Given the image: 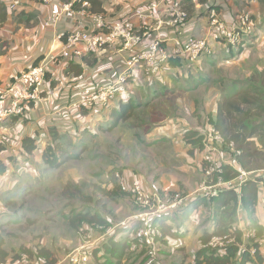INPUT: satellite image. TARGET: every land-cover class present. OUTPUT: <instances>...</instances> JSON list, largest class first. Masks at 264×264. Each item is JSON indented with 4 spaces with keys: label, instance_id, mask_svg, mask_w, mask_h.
Segmentation results:
<instances>
[{
    "label": "trees",
    "instance_id": "1",
    "mask_svg": "<svg viewBox=\"0 0 264 264\" xmlns=\"http://www.w3.org/2000/svg\"><path fill=\"white\" fill-rule=\"evenodd\" d=\"M5 1L6 0H3L0 3L1 21L8 20L10 14L9 10H11L13 14L21 10L17 15L19 19H21L22 16H25L24 8H26V6H29L31 3L39 4L43 2V0H23L17 7L12 8L9 3ZM105 1L106 0H79L74 3V8L79 9L82 5H89L90 12L108 15ZM33 16L34 14L30 13L27 15V20H30ZM109 16H114V14ZM257 26L256 23L254 33L241 40L236 45L231 43L227 44L228 47L225 48V51L229 53L228 58L235 57L243 49H246L250 43L256 42L255 38L260 34V29H257ZM5 42L6 40L4 37L0 36V54L3 53V48L6 46ZM219 42L223 44V42ZM233 46H237L236 50L233 49ZM217 55L218 53L214 51L213 48L212 54L205 55L195 62H190L186 57L171 56L157 78L151 81H141L144 86L139 88H135L134 86L137 80H132L126 91L121 95L117 104L108 108L109 110L106 109L109 112V117L105 121L107 127L104 128L103 123V127H100V129L105 132L113 131L123 122L133 119L137 110L140 109L145 110L149 107H154L156 111H152V114H155L164 107V104L170 97H174V99L173 101L169 100L168 103L172 102L175 109H178L179 102L183 100L187 92L197 89L198 84L205 82L206 79L209 78V76L203 75V69H198L200 62L204 60L211 61L215 59ZM40 60L39 58L35 59L30 66L36 65ZM76 62L79 61L71 60L67 67L69 69H74L73 71L76 76H81L83 68L81 65H75L74 63ZM29 67L22 71L27 70ZM226 78H230V80L233 79L232 77L222 76L221 80H224L225 84L227 81ZM232 81L236 84H240L239 89L232 94H226V92L222 94L221 99L217 103L216 113H209L207 127L211 125L215 126L222 134L224 138L223 143L225 145H228L230 142L235 144V147L241 151L239 160L244 169L248 171H259L264 169V67H253V71L247 78L235 79ZM52 85L54 86L55 83L52 82ZM139 90H141V94ZM148 97L151 98L148 99ZM33 104L34 102H31V105ZM91 111V109L87 108H82L80 112L71 110L73 114H86L88 118L91 116ZM25 116L26 115H14L11 119L13 118L16 122L25 124L28 121V117ZM81 117L82 116L79 115V118ZM171 119L172 117L165 118L161 123L155 124V127H157L156 129L167 126ZM86 121L89 122L88 119H84L78 132L84 136L89 134L90 136L96 137V125H88ZM154 121L158 120L155 118ZM15 129L17 133H19L17 127ZM4 134H0V174L2 175L6 174L12 165L17 168V172L22 174L37 172L38 168L36 162L40 164L41 160L47 166L44 167L45 169L59 168L70 158L79 155V153H68L62 141H60L62 132L54 124L50 125L48 128V136L47 140L45 139L44 146L43 142H39L40 136L23 134L20 138L18 137V141L15 143H18V146H16V152L14 154L9 153L10 151H15L12 150V148H14L12 141L15 139V131L9 133L4 132ZM201 137L202 134H200L198 130L187 128L183 132V139H185L184 142L186 144L193 143L198 146ZM84 148L86 149V147ZM237 174L238 171L229 166L226 167L225 171L222 173L225 180L232 179ZM108 182H110V180ZM261 182H264V175L254 176L247 180L242 185V190L239 193L234 189H222L218 195L211 198L199 197L194 199L190 205L193 206L192 209L194 210L193 213L195 217H198L201 212V209H199L201 204H205L212 209V217H210L211 225L205 228L203 234L198 237V246L195 252L192 253L193 256L191 260H187V256L182 255L178 261L179 264H264V254L262 252L264 225L261 224L256 217V205L258 203L259 193L262 190ZM142 183L145 186L143 181ZM69 188L70 185H68L66 190L64 189L65 195L70 194L68 192ZM98 189L101 192H105L101 187ZM77 190L78 194L76 197L83 200H90V197L83 194L79 189ZM107 193H111V190H108ZM11 202L15 206L16 202L13 200ZM239 203H241L239 208H241L243 212V220L245 222V227L243 229L239 227L236 218ZM220 210L223 211L220 213ZM2 215L3 214L0 213V216ZM201 218L203 219V217ZM67 219L69 225L78 232L80 230L87 231L89 228H95L104 235L103 239L99 242L101 244L91 251L92 255L89 264H124L125 260L130 256H134L136 252L137 258L143 256L146 252L144 249L147 248L141 245H137L136 248L132 249V245L137 242L136 236L139 234V222H135L128 227H120L118 223L123 219L115 221L114 217H106L98 208L93 212L90 207L81 209L80 212L73 209L71 215L68 216ZM177 220L178 216H173L172 214H167L159 219L157 224L160 227L161 235H159L155 243L149 247L161 246L162 248L159 249L160 252L167 255V251H171V248L166 247L164 249L163 246L182 241L186 236V230L182 231L180 229L182 225L177 229L175 228ZM19 221L20 218L15 219L14 222ZM222 221L224 222L222 223ZM34 222L35 221L28 220L27 225L22 228L32 225ZM219 223H222V226H218ZM200 225H202V223ZM250 228H254L256 234L250 238H244L245 231ZM111 229L112 232L108 233ZM5 230L4 224H0V264H5L8 261V252L5 249ZM7 234L12 235L13 233L9 232ZM216 234L231 235L235 240L221 247L212 248L208 243ZM22 250L29 255L31 264H58L60 261L59 256L55 255L52 249L38 242L35 243V247L22 245ZM20 256L21 253H17L12 256V259H20ZM145 262L146 260L140 264H145ZM148 264H156V262L152 260Z\"/></svg>",
    "mask_w": 264,
    "mask_h": 264
},
{
    "label": "built area",
    "instance_id": "2",
    "mask_svg": "<svg viewBox=\"0 0 264 264\" xmlns=\"http://www.w3.org/2000/svg\"><path fill=\"white\" fill-rule=\"evenodd\" d=\"M2 1L0 0V3ZM77 1L79 0H64L62 11L55 12L46 21L48 27H55L61 20L63 12L73 13L80 10L82 11L78 13L87 18L83 23L77 18L74 28L71 27L70 30L58 35L62 44L60 55L53 56L50 60L46 56L41 58L36 65L17 73L0 86V128L5 119L14 115H26L31 102L43 100V92L52 91V82L55 85L66 83L60 74L59 64L68 65L71 60L80 61L93 53L100 62L108 48L112 47L113 51L106 58L109 59L107 65L109 69L105 79H96L91 71L86 70L70 85L71 100L68 108L75 112H80L82 108L101 111L112 107L113 100L121 97L132 80L141 82L157 78L171 56L186 57L190 62H195L205 55L212 54V41L236 45L254 33L256 27L249 9L241 8L232 19L227 20L213 3L214 6L207 5L201 10L205 11L208 18L206 34L190 35L182 39L179 35L190 20V13L181 0L166 4L164 14L169 15L166 26L170 27L166 32L161 27L165 22L160 14L162 3L160 0L150 1L118 16L92 13L89 11V5L75 9L74 3ZM20 2L21 0L8 1L12 8L17 7ZM174 35L178 36L173 38ZM223 142L222 134L213 125L202 133L199 148L204 164V178L188 193L148 189L142 181L131 178L124 172L116 173L119 186L131 195L139 209L118 223V226L128 227L139 222L141 230L132 249L137 245L142 247L153 245L156 238L161 235L157 222L167 214L185 207L189 208V204L196 198L216 196L222 189H234L239 193L247 180L264 175V169L259 171L244 169L239 160L241 151L233 142L228 145ZM228 166L237 170L238 174L232 179L225 180L222 173ZM260 184L263 188L264 182ZM255 234L256 230L250 228L245 231L244 238H250ZM234 240L231 235L216 234L208 245L216 248ZM91 255L89 247L82 245L68 255V262L89 264ZM19 260V264H31L27 253H22Z\"/></svg>",
    "mask_w": 264,
    "mask_h": 264
},
{
    "label": "rangeland",
    "instance_id": "3",
    "mask_svg": "<svg viewBox=\"0 0 264 264\" xmlns=\"http://www.w3.org/2000/svg\"><path fill=\"white\" fill-rule=\"evenodd\" d=\"M135 1L137 2L138 0ZM238 1L239 0H213V3L219 4L222 2L225 7L229 6L231 3L235 6ZM106 2L109 6L108 15H110V13H115L114 15L124 14L126 9H130V12L135 7L142 5L134 3L131 0H106ZM181 3L183 4V2ZM260 7H264V0L260 2ZM203 8L204 6L202 9ZM193 10L194 8L192 7L189 12L190 19L196 11ZM197 13H199V11H197ZM195 27H197V24H195ZM258 37L259 36H256L255 39H258ZM217 42L213 43L214 51L217 53H220L228 47L227 43L220 44ZM236 47L237 46H233V49L236 50ZM259 48L262 50L257 52ZM246 49L241 51L239 56L235 57L237 60H233L228 64V66L231 65L233 67L232 72L229 74L231 75L229 77L233 78L232 80L245 79L253 71V68H251L243 72L240 68L243 60H246L249 66L258 68L264 66L263 40L257 42V45L254 47V54L244 56ZM91 59L96 63L97 57L93 56ZM230 59L233 58H229L228 61ZM206 63H208L209 66H206ZM203 68L212 69L213 72L210 73V77L207 78L205 82L198 84L199 86L197 89L187 92L186 96L183 98L186 110L184 115H186V117L179 118L178 124L176 122L170 124V126L174 123L177 125V128H174V130H172L171 127H165L163 129L162 127L158 129L155 127V124L161 123L165 118L173 116H175L173 118H177L174 105L172 102L168 103L169 100L173 101L174 97H168L169 99L164 104V107L155 114H152V111H156L154 107H149L145 110H137L133 119L123 122L113 131L105 132L100 129L103 125L104 128L107 127L105 125L107 118H102L95 124L97 127L96 137L90 136L89 134L84 136L78 132L79 128L75 123L77 117L66 121L65 125L58 123L64 126L60 141H62L68 153H79V155L70 158L59 168L55 169H45L44 167L46 165L42 160L40 164L36 162L38 175L36 176L34 172H31L27 177H24L27 181H22L20 188L17 189V191L20 192V196L15 197V207L20 209L19 215L21 221L19 224L27 225L28 220L35 222L32 225H28L26 231L20 230L19 224L6 225L4 227L6 229L5 233L10 244L16 243V245H30L31 247H35V243L38 242L52 249L55 255H58L60 260H63V264H69L68 255L74 249L82 245H87L89 250L93 251V249L101 244L99 242L104 236L102 232L95 228H89L87 231L80 230L79 232L74 230L69 225L67 219V217L71 215L73 209L80 212L81 209L90 207L91 211L95 212L96 208H98L106 217H114L115 221L125 219L129 214H135L139 211L131 195L119 186L116 176L117 172L124 171L127 176L138 179L139 181L142 180L146 187L164 192H168L167 188L162 187L164 179L172 181L173 178H177V181L182 182L186 177H192L193 179L199 172L201 173V165L199 162L194 164L196 161H182L181 158H177V155L181 154L180 148L185 144L183 132L189 127L199 129L200 134L207 131L209 129V127H207L209 113L210 111L213 114L216 113L217 103L221 99L222 94L224 92H226V94H232L240 87V84L234 83L230 78H226V84L224 80H221L222 77L220 76L224 75L226 70L222 67H218V62L214 66V64L204 60L200 62L198 66V69ZM218 77L220 78L217 79ZM204 85H216L221 92L218 100L215 99L210 101L205 99L209 94L203 92L202 87ZM134 86L135 88H139L144 85L136 81ZM55 88L56 85H52L51 90H55ZM191 94H196L198 96V108L196 106L192 107L191 103L194 101L191 98ZM149 98L151 97H148V99ZM28 106L30 109L32 105L29 104ZM29 109L25 117H29ZM155 118L158 121H154ZM9 119H11V117L5 119L1 124L0 130H9L8 133L15 131V139L12 141V145L16 147L18 143H15L18 141L19 137L15 129L17 125L12 124L13 121L11 120V122ZM0 134L4 133L0 132ZM198 143H201V141ZM84 147H86V149ZM15 149L16 148L13 150ZM109 180L110 182H108ZM186 181H189V187L180 183V189L174 192L179 191L188 193L195 189L202 180L199 181L194 179ZM68 185H70L68 190L70 194L65 195L64 189L66 190ZM99 187L103 188L105 192L99 191ZM77 189L90 197V200H83L76 197L78 194ZM108 190H111V193L108 194ZM192 207L193 206L189 204V208L185 207L172 214L179 218L189 216L194 224L195 220H197L196 224H200L203 220L201 217L204 214L201 213V216L198 215L200 218L195 217ZM126 210H128V212H126ZM140 230L141 228H139V232ZM9 232H13L14 234H7ZM15 232L19 233V236L15 237ZM111 232L112 229L108 231V233ZM192 246L193 241L190 243V246H186L185 252L189 249L192 250ZM143 247L147 248L144 249L146 252L143 256L137 258L136 252L134 256L127 258L124 264H140L144 260H146L145 264H148L152 260H155L156 264H179L180 254L178 255L176 252L171 255H166L160 252L159 249L162 248L161 246L151 248L143 245ZM169 247L172 251L174 247H178V244L174 243L172 246L168 245L167 248ZM191 256L192 255L189 254V258Z\"/></svg>",
    "mask_w": 264,
    "mask_h": 264
},
{
    "label": "crops",
    "instance_id": "4",
    "mask_svg": "<svg viewBox=\"0 0 264 264\" xmlns=\"http://www.w3.org/2000/svg\"><path fill=\"white\" fill-rule=\"evenodd\" d=\"M8 1L9 0H6L5 2L8 3ZM131 1L137 4L144 5L153 0H138L137 2L135 0H131ZM160 1L162 2L160 14H162V20L165 22V25L161 27H163V31L166 32L167 29L170 28L166 26L167 25L166 20L169 19V15L164 14L165 8L167 6L166 4L176 0H160ZM181 1L183 2V6L189 12L192 7L196 11L194 12L193 17L182 29V33L181 35H179V37L184 39L190 35L204 36L207 30L208 18H207V14L204 13L205 11L201 13L200 10H202L203 6H207V5L214 6L213 0H204V1L181 0ZM261 1L262 0H239L235 6L233 3H231L229 6H225V7L222 2H220L219 4H215L217 6L216 9L219 12H221L225 16V18H227V20L232 19L236 15L237 11L241 8H247L252 12V17L254 21L256 20V23L258 25L257 29L258 28L260 29V34L258 39H256V42H252L246 47V48L248 47L251 48L246 49V53L244 54V56L248 54H254L255 52L254 47L257 45V42L259 40L264 41V7L263 8L260 7ZM21 2H23V0H21ZM63 3L64 0H47V1L43 0V2L39 4L31 3L29 6H26V8H24L25 16H22L21 19H19V17L17 16L21 12V10L14 14L13 12H11V10H9L10 14L8 20L1 21L0 19V36H3L4 39L6 40L5 42L6 46L3 48V53L0 54V85H4L13 75L29 67L35 59L38 58L41 59L46 56L47 59L50 60L51 57L60 55L62 44L60 39L58 38V35L67 30H70L71 27L74 28V26H76L77 18H79V22L82 23L87 19L86 17L81 16L78 13L82 10L73 13L63 12L61 20L56 24V26L48 27L46 25V21L50 19V17L55 12L62 11ZM105 7L108 12L109 6L106 1H105ZM129 10L130 9H126L124 13L129 12ZM197 11H199V13H197ZM30 13H33L34 16L30 18V20H27V15H29ZM112 14L115 13H110V15ZM195 24H197V27H195ZM172 34H176V33L172 32ZM177 36L178 35H174L173 38ZM216 42L217 40L212 41V43H216ZM261 50L262 49L259 48L257 52H260ZM112 51H113L112 47H109L107 53L102 56V61L100 62L96 61V63H94V60L91 59V57H93L94 55H88L85 56L83 59H81L79 62H76L74 64L75 65L78 64L82 66L83 68L82 73H85L86 70L91 71V74L93 75L94 78L103 80L105 79L109 69V67H107L109 63V59L106 58ZM239 54L236 55L235 57L239 56ZM228 55L229 53H227L224 49L223 51L218 53L215 59L209 61L212 64H216L218 62V67H222L223 69L226 70L224 75H222L224 77L231 76L229 74L232 72L233 67L231 65L228 66V64H230V62L233 60H237V58L233 57V59H230L228 61L229 59ZM206 66H209V64L206 63ZM58 68L60 70L61 76L63 77L64 81H66V83L64 85H56L55 90H52L51 92L49 90L44 91L43 92L44 99L34 103L30 107L29 109L30 114L28 117V121L25 124L16 122L13 118L9 119L10 121L11 120L13 121V122L11 121L12 124L17 125V129L19 131L18 133L19 137L22 136L23 134L24 135L32 134L37 137L40 136L39 142H43V146L45 139L47 140L48 128L52 124L56 125L58 129L63 133L64 126L59 125L58 123H62L65 125L66 121L70 120L71 118L75 119L77 117L75 119V123L78 126V128H80L81 124L84 122V119L89 120V122L86 121V124L95 125L102 118L105 119L109 117V112H108L109 109L101 110V111L98 109L92 110L90 118H88V115L86 114L84 115L73 114L71 112V108L67 107L69 101L71 100V98L69 97V93L71 90L70 85L76 78H79V76L75 75L73 71L74 69L72 68L69 69L67 65L64 63L59 64ZM240 68L244 72V70H249L253 68V66L247 65L246 60H243L240 65ZM212 72H213L212 69L203 68V73H204L203 75L207 77L208 76L210 77V73ZM220 77H218L217 79H219ZM202 90L203 92L209 94L205 98L206 100H210V101H213L215 99L218 100L219 96L221 95V92L216 87V85H204L202 87ZM140 92L141 90H139V93ZM120 98L113 100L112 106L116 105ZM191 98L194 101L193 103H191L192 107L196 106L198 108L199 105L198 96L196 94H191ZM184 104L185 101L183 100L179 102V108L176 109L175 112L177 114L176 115L177 118H173L175 117L173 116L172 119L170 120V123L167 126L162 127V129L165 127H171L172 130H174V128H177V125L175 123L171 126L170 124H172L173 122H176L178 124L179 118L186 117V115H184V113L186 112ZM215 111H217V108ZM79 115L82 116L83 118L82 117L79 118ZM189 129L199 131V129L197 128L189 127ZM8 131L9 130L6 131L0 130L1 133L4 132L8 133ZM183 145L184 146L180 148L181 154L177 155V158H181L182 161L184 160H191L193 162L196 161L194 162V164H197V162H199V164L201 165V173L199 172L196 177H193V179L192 177H188V178L186 177L184 178L185 180H183L182 182L177 181V178H173L172 181L170 180L167 181L164 179L162 183V187L167 188L168 192H173L175 190L180 189L179 186L180 183L189 187L190 183L189 181L186 180L196 179L201 181L204 178L202 155L199 148L200 144L198 146L193 143H188V144L185 143ZM14 148H12V150ZM15 152L16 150L12 152L10 151L9 154H14ZM34 173L36 176L38 175V172H34ZM27 175H28L27 173L22 174L20 172H17V168H15L13 165L6 174L4 175L0 174V213L3 214L2 216H0V224H4V227L8 224H19V222L21 221V217L19 215L20 209L15 207L11 201L12 200L15 201V197L20 196V192L17 191V189L20 188L22 181L24 180L25 182L27 181L24 178L27 177ZM239 206H241V203L238 204V208ZM199 209H201L199 216H201V213L204 214L202 216L203 217V220L201 222L202 225H200L201 223L196 224L197 220H195V224H194V222L189 218V216L180 217V218L178 217L175 228L177 229L180 225H182L180 229L182 231L186 230V236L185 238H183L182 241L174 242L178 244V247L177 248L174 247L172 251H167V254L171 255L176 252L178 255L180 254V257L184 255L187 256V260H191L193 256L192 253L195 252L198 246V237L203 234L205 228L211 225L210 217H212L211 216L212 209L206 206L205 204H201V207ZM222 211L223 210H220V213ZM126 212H128V210H126ZM256 217L258 218V221L264 225V188H262V190L259 193L258 203L256 205ZM19 218H20L19 222H14L15 219H19ZM236 218L239 227L243 229L245 227V222L243 220V212L241 208L238 209ZM223 222L224 221H222V223ZM222 223L221 224L219 223L218 226L220 225L222 226ZM19 226H20L19 227L20 230L22 231L27 230V226L25 228H22L25 225L19 224ZM17 236H19V233L15 232V237ZM192 241H193V246H192L193 249L192 250L189 249L187 250V252H185L186 246L187 245L190 246V243ZM169 246H172V244ZM166 247L167 246H163L164 249ZM5 249L8 252V256H7L8 261L5 264H19L20 261L19 258L13 260L12 256L17 253H24L22 250V245H16V243L10 244L8 237L6 235ZM262 252L264 254V239L262 245ZM189 254L192 255L190 258H189ZM58 264H63V260H60Z\"/></svg>",
    "mask_w": 264,
    "mask_h": 264
}]
</instances>
